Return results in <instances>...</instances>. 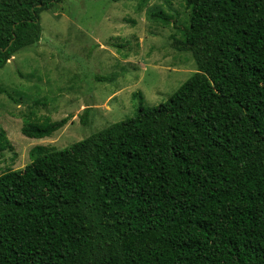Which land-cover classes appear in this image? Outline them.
Wrapping results in <instances>:
<instances>
[{
	"label": "trees",
	"instance_id": "1",
	"mask_svg": "<svg viewBox=\"0 0 264 264\" xmlns=\"http://www.w3.org/2000/svg\"><path fill=\"white\" fill-rule=\"evenodd\" d=\"M65 1L0 0V70ZM182 1L188 23L148 15L175 25L196 73L165 103L141 98L134 117L63 150L37 145L0 175V264H264V0ZM70 120H27L22 134Z\"/></svg>",
	"mask_w": 264,
	"mask_h": 264
},
{
	"label": "rangeland",
	"instance_id": "2",
	"mask_svg": "<svg viewBox=\"0 0 264 264\" xmlns=\"http://www.w3.org/2000/svg\"><path fill=\"white\" fill-rule=\"evenodd\" d=\"M150 10L188 23L182 0H66L41 14L40 41L0 70V86L12 95L0 94V130L11 144L0 152V175L27 166L37 145L63 150L134 117L141 98L146 107L165 103L196 73L193 54L172 47V37L180 36L175 25L150 20ZM89 106L84 125L80 115ZM68 116L49 138L22 134L27 120Z\"/></svg>",
	"mask_w": 264,
	"mask_h": 264
}]
</instances>
